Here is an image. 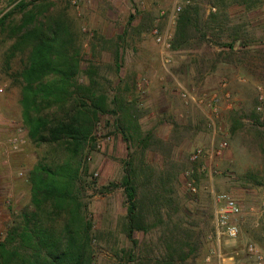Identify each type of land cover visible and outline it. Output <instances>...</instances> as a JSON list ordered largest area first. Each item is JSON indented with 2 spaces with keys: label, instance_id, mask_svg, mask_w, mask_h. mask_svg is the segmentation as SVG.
Instances as JSON below:
<instances>
[{
  "label": "rangeland",
  "instance_id": "obj_1",
  "mask_svg": "<svg viewBox=\"0 0 264 264\" xmlns=\"http://www.w3.org/2000/svg\"><path fill=\"white\" fill-rule=\"evenodd\" d=\"M19 1L41 5L70 24L80 47L81 68L94 66L99 88L109 99L120 97L123 105L117 114L120 126L111 114L101 115L94 146L89 144L81 156L84 201L94 222L93 264H204L213 244V195L218 192H227L239 201L241 243H257L264 256V0H190L188 4L198 8L201 22L214 15L219 26L205 30L203 38L196 33L184 46L175 42L178 19L168 25L166 16L176 0H0V15ZM161 11H165L162 16ZM155 24L172 33L168 62L162 60L160 45L151 34ZM234 26L241 28L248 43L240 45L238 40L230 49L228 33ZM12 42L0 34V85L3 95L14 106L18 104L21 115V86L12 74L26 55L20 51L11 54ZM144 84L149 97L141 93ZM182 91L204 99L201 105L207 102L206 116L195 126L189 115L202 110L194 108ZM129 104L128 111L139 114L138 124L126 119ZM7 116L15 119L10 118L11 113ZM165 124L172 125V138L160 140L157 132ZM18 128L22 142L14 152L13 172L6 178L10 182L3 184L0 178V237L29 204L28 172L38 162L64 156L59 144H34L23 121L14 132ZM191 131L199 137H189ZM147 133L159 142L153 141L142 151L140 138ZM223 140L227 145L221 148L218 144ZM197 146L204 149L205 156L191 162L188 155ZM133 152L144 170L137 177L142 210L147 212L144 206L149 191L163 183L173 188V202L170 221L164 213V222H157L154 212L148 214L151 227L135 230L128 238L124 232L128 204L121 181L125 161ZM179 227L187 229L200 245L196 260L170 261L166 257L172 252L169 246H175L171 238ZM240 256L252 264L244 252Z\"/></svg>",
  "mask_w": 264,
  "mask_h": 264
},
{
  "label": "trees",
  "instance_id": "obj_2",
  "mask_svg": "<svg viewBox=\"0 0 264 264\" xmlns=\"http://www.w3.org/2000/svg\"><path fill=\"white\" fill-rule=\"evenodd\" d=\"M16 14L20 15L17 20ZM177 19L175 42L182 46L194 39L196 33L203 38L205 30L214 31L219 26L214 23L217 20L214 15L201 22L198 8L192 4H186ZM229 29L231 41L227 47L232 49V42L238 40L240 45L248 43L243 40L241 28ZM0 34L13 39L11 54L20 51L26 55L20 69L12 75L21 86V116L29 139L34 144H59L64 150L61 160L38 162L28 172L29 204L0 237V264H93L94 222L84 201L81 156L89 144L94 146L101 115L111 114L120 126L122 120L117 117L118 109L123 107L119 104L120 97L109 99L99 88L94 66L81 68L74 29L41 5L17 2L0 15ZM128 108L127 111L132 104ZM128 114L126 119L138 124L139 114L129 111ZM140 140L144 144L142 151L150 148L153 141L159 142L152 133ZM135 153L128 154L121 181L128 204L124 229L128 238L135 230L146 231L151 227L146 221L148 214L154 212L157 222H164L161 219L164 213L170 221L173 202L170 196L173 188L163 183L154 192L149 191L144 206L147 212L142 210L137 198V177L143 167L141 160L136 163ZM181 222L178 219V224ZM171 239L175 246H169L172 252L165 255L170 261L198 258L200 245L192 240L187 229L179 227ZM131 257L128 252L127 258Z\"/></svg>",
  "mask_w": 264,
  "mask_h": 264
},
{
  "label": "built area",
  "instance_id": "obj_3",
  "mask_svg": "<svg viewBox=\"0 0 264 264\" xmlns=\"http://www.w3.org/2000/svg\"><path fill=\"white\" fill-rule=\"evenodd\" d=\"M184 3H190V0H176L173 7L169 12L166 13L168 17V25L176 23L178 14L182 10V5ZM165 11H161L160 15H164ZM151 34L154 40L160 45V54L162 60L165 62L170 61V50H171V37L172 33L168 27L162 28L160 25L155 24L151 29ZM4 93V88L0 85V97ZM182 96L187 97V99H194V94L186 91H182ZM216 101V98H214ZM21 128L17 129L9 139V146L13 151L19 150L20 144L22 142V137L19 135ZM219 147L224 148L227 145L225 140L219 142ZM205 151L201 146L195 147L189 153V160L191 162L200 161L204 158ZM189 175V171L185 172ZM188 185L192 189V181H188ZM213 223L214 230L211 235L213 241L215 242V250L210 251L205 256V261L209 262L212 258L217 260V264H245L238 261L237 259L227 258V247L229 248L230 242H236L240 238L241 225L239 222V217L242 215V207L237 199L231 196L227 192H218L213 195ZM242 252L247 255L252 264H264L263 253L257 243L253 241H245L242 246Z\"/></svg>",
  "mask_w": 264,
  "mask_h": 264
},
{
  "label": "crops",
  "instance_id": "obj_4",
  "mask_svg": "<svg viewBox=\"0 0 264 264\" xmlns=\"http://www.w3.org/2000/svg\"><path fill=\"white\" fill-rule=\"evenodd\" d=\"M175 1V0H174ZM214 7V6H213ZM161 13V12H160ZM147 85L144 84L143 89L141 90V93H145V97H149V91L146 90ZM142 88V87H141ZM140 92V91H139ZM147 92V93H146ZM192 104H194V108L199 107L202 111H198L195 109V113H190L189 119L193 122L192 124L195 126L197 123L202 121L204 118V115L206 116L204 107L207 105V102L203 103L204 99H199L194 95V99H189ZM209 105L211 104V100L208 102ZM12 100H8V96L2 95L0 97V178L3 179V184H8V181L6 178H9L13 172V158H14V152L10 146H9V139L10 137L15 133L16 125H19L22 123V116L20 115L18 104L15 103V106ZM217 108V107H216ZM215 108V109H216ZM11 113L14 120H10L7 114ZM218 114H216L217 116ZM15 116V117H14ZM211 119V117H209ZM21 122V123H20ZM173 131L172 125L165 124L162 132H157L158 137L162 138L163 140H166L171 135V132ZM189 137H193L194 139H197L199 135L196 132L191 131V134H189ZM185 140V139H184ZM183 140V141H184ZM182 143V142H181ZM214 216V215H213ZM214 225V224H213ZM241 237L236 242H230L229 248L227 247V258L231 259H237L240 262H243L247 264L243 256L238 257V253L242 250L243 243ZM216 245L213 241L212 244V250H215ZM232 248L236 250H231ZM245 255V254H244ZM204 264H217V260L215 258H212L209 262H206L204 259Z\"/></svg>",
  "mask_w": 264,
  "mask_h": 264
}]
</instances>
